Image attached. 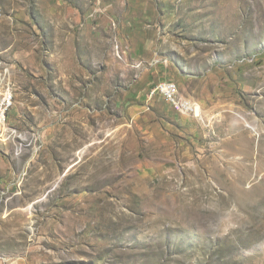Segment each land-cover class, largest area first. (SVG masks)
<instances>
[{"label": "rangeland", "instance_id": "374dc122", "mask_svg": "<svg viewBox=\"0 0 264 264\" xmlns=\"http://www.w3.org/2000/svg\"><path fill=\"white\" fill-rule=\"evenodd\" d=\"M9 90L0 264H264V0H0Z\"/></svg>", "mask_w": 264, "mask_h": 264}, {"label": "built area", "instance_id": "2783aa9c", "mask_svg": "<svg viewBox=\"0 0 264 264\" xmlns=\"http://www.w3.org/2000/svg\"><path fill=\"white\" fill-rule=\"evenodd\" d=\"M168 66V62H164ZM155 94H158L179 115L199 119L200 109L197 104L183 98L175 82L167 81L158 85ZM15 106V95L12 90L4 94L0 100V139L14 145L17 157L25 154L26 149L33 146L34 139L26 133H19L9 125V116Z\"/></svg>", "mask_w": 264, "mask_h": 264}, {"label": "crops", "instance_id": "0c3cea01", "mask_svg": "<svg viewBox=\"0 0 264 264\" xmlns=\"http://www.w3.org/2000/svg\"><path fill=\"white\" fill-rule=\"evenodd\" d=\"M158 59L163 60V57L158 56ZM155 59H153L152 61H154ZM156 67L155 69H159V74L160 73H164V76L160 79L161 82H167V81H173L175 83H177L174 78L172 76H170L171 74V64H169L168 66H165L164 64H159V65H154V63H152V67Z\"/></svg>", "mask_w": 264, "mask_h": 264}, {"label": "bare ground", "instance_id": "6f19581e", "mask_svg": "<svg viewBox=\"0 0 264 264\" xmlns=\"http://www.w3.org/2000/svg\"><path fill=\"white\" fill-rule=\"evenodd\" d=\"M201 111V110H200Z\"/></svg>", "mask_w": 264, "mask_h": 264}]
</instances>
